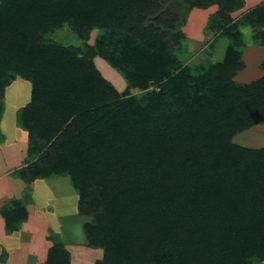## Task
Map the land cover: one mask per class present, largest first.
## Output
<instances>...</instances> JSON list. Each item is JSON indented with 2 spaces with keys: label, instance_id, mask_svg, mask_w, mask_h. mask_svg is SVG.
Returning <instances> with one entry per match:
<instances>
[{
  "label": "trees",
  "instance_id": "1",
  "mask_svg": "<svg viewBox=\"0 0 264 264\" xmlns=\"http://www.w3.org/2000/svg\"><path fill=\"white\" fill-rule=\"evenodd\" d=\"M177 1L218 6L214 22L222 27L242 7ZM163 5L0 0V115L5 89L17 77L28 81L19 127L30 156L42 154L32 164L50 166L21 179L70 177L79 215L93 220L84 225L87 243L103 250L97 264H254L264 260V144L241 146L234 137L264 124V78L233 80L243 68L234 39L219 64L179 65L168 45L175 19L162 22ZM247 18L262 29L264 47V6ZM63 27L80 41L100 35L92 47H65L50 38ZM233 29L238 38V24L225 31ZM94 56L139 94L116 92ZM47 262L70 264L60 242Z\"/></svg>",
  "mask_w": 264,
  "mask_h": 264
},
{
  "label": "crops",
  "instance_id": "2",
  "mask_svg": "<svg viewBox=\"0 0 264 264\" xmlns=\"http://www.w3.org/2000/svg\"><path fill=\"white\" fill-rule=\"evenodd\" d=\"M246 4V3H245ZM31 86L28 82L16 79L4 91L0 115V264L22 263L39 264L41 257L46 260V253L52 243L47 239L46 229H57L63 242L81 245L84 253L78 264H96L101 259L99 249L89 247L82 231L84 217L77 216V198L67 180L55 178L49 182L34 179L26 185L21 179L25 171L24 159L28 157L29 141L27 133L19 127V115L30 100ZM261 125L244 132V140L234 142L247 146L254 142L259 148L264 144V133L259 134ZM254 135H257L254 137ZM248 136V137H246ZM250 136V138H249ZM33 159V158H32ZM35 162L33 159L32 163ZM65 181V182H64ZM38 190V191H37ZM37 191V192H36ZM58 194L59 210L51 209L53 202L48 203L52 194ZM49 193V194H48ZM45 194H48L46 199ZM50 197V198H49ZM51 206V207H50ZM46 223H50L46 226ZM64 226L70 231L63 233ZM46 227V228H44ZM6 231V232H5ZM76 234V237H73ZM70 235V236H69ZM69 247V246H68ZM81 252V253H82ZM20 259V260H18ZM77 261V259H76ZM264 264V262L257 263Z\"/></svg>",
  "mask_w": 264,
  "mask_h": 264
},
{
  "label": "rangeland",
  "instance_id": "3",
  "mask_svg": "<svg viewBox=\"0 0 264 264\" xmlns=\"http://www.w3.org/2000/svg\"><path fill=\"white\" fill-rule=\"evenodd\" d=\"M240 1L242 7L236 11H232L230 15L228 13V16L226 15L224 17L230 18V20L234 21V23L229 22L228 24L222 27L220 25V22H214L216 16L220 13L219 8L216 5L200 9L196 7H189L188 3L186 2H181L177 0H163V7H168L169 10L165 13L166 17L162 18V22L166 25L167 22L171 20V18L175 19V23L173 24L175 27L171 30V32H168V34H170V36L168 37L169 52L174 58V60L181 66H186L192 69H199L201 67L206 69L208 65L211 66L213 64H219L224 60L226 52L231 47V43H233L234 39V44L236 45V47H238L240 54L239 61L243 63V68L240 72L235 75L233 80L238 84H250L261 78H264V47L257 40V34L262 29L259 28L256 24L251 23H254L253 18H251L250 20L247 18L250 12H253L257 8L264 6V0ZM261 13L262 12H259V10H257L253 15L254 18L255 15L261 16ZM234 24H238V28L240 31L237 32L239 35L238 38H231V36L234 35V29L231 32L225 31L229 28H233ZM219 25L221 28H219ZM99 35L100 33L97 30H93L87 35L86 41H80L76 39V35H74L70 31V29H68L67 27H63L60 30H56L50 38L54 43L65 47L73 46L76 48H83L84 46H94V43L98 39ZM92 63L98 70L100 75L112 85L116 92L120 94L128 93L131 96H136L139 94L136 89H129L126 80L123 79L120 73L114 68H112L100 56H94V58H92ZM16 79L20 78L17 77L15 78V80ZM156 86L157 85L152 87ZM29 94L31 95V89H29ZM256 129H259V134L262 135V133H264V124ZM245 134L242 133L237 137L238 142L244 140ZM255 136L257 135H254V137ZM246 143V147H256V144H253L254 142ZM27 152H30V150H27ZM40 157H42V154H39L37 156H30L29 154L28 157H25L24 165L27 180H29V178L31 179V176L29 175L30 169V171L35 170L36 172L41 173L40 169L44 167V169L46 170L45 172L50 171V166L48 163H41L42 165H39L40 169L38 168V164H32L33 159L37 161ZM34 166H37L35 167L36 169H33ZM48 176L50 177H43L36 180H43V182L50 181V183L55 178L67 180L66 182H68V184L71 186V189L74 191L78 204L79 199L77 192L74 190L71 179L68 175H54L53 173H51ZM48 194H45L46 199L48 197ZM51 194L52 198L49 197L50 200L48 201V203L51 202L52 204L53 202L54 206H52L51 209L57 208L59 210L60 202L58 201V194H53L52 192ZM76 212L77 216L81 217L78 213L77 208ZM92 221L93 220L90 217H84V221L82 220L81 227L84 234V225L92 223ZM49 224L50 223H46V226L48 227ZM49 227L51 228V226ZM50 228L46 229V234L48 236L47 239L49 240V242L52 243V246L49 247V249L47 250L46 260L41 257L40 261L43 263L39 264H49L47 262L49 250L54 246L55 243L59 242L62 244L63 249L68 254V260L70 264H78V261H82L84 253L80 249L81 245H76V247L72 244L68 245V242L66 243L65 241L63 242V240H61V233L59 234L56 228H54L53 230H51L52 228ZM66 229V226H64L63 233L67 236L68 234H70V231ZM73 237H76V234H73ZM99 250L102 253V257L96 262V264L103 258V250ZM28 256V254L23 255L21 259H24V261H22V263L18 261V264H23V262H25L26 260V257L28 258ZM253 262H255L254 264H257L264 262V260H253Z\"/></svg>",
  "mask_w": 264,
  "mask_h": 264
}]
</instances>
